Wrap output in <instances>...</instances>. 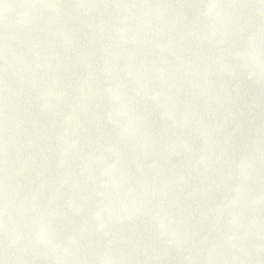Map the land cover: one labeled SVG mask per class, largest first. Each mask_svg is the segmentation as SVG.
Instances as JSON below:
<instances>
[{"label":"water","instance_id":"95a60500","mask_svg":"<svg viewBox=\"0 0 264 264\" xmlns=\"http://www.w3.org/2000/svg\"><path fill=\"white\" fill-rule=\"evenodd\" d=\"M0 264H264V0H0Z\"/></svg>","mask_w":264,"mask_h":264}]
</instances>
